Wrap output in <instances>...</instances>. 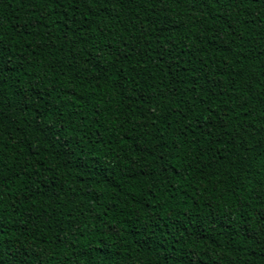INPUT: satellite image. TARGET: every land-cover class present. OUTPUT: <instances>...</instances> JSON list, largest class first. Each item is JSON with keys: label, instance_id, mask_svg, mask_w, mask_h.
Listing matches in <instances>:
<instances>
[{"label": "trees", "instance_id": "16d2710c", "mask_svg": "<svg viewBox=\"0 0 264 264\" xmlns=\"http://www.w3.org/2000/svg\"><path fill=\"white\" fill-rule=\"evenodd\" d=\"M0 264H264V0H0Z\"/></svg>", "mask_w": 264, "mask_h": 264}]
</instances>
